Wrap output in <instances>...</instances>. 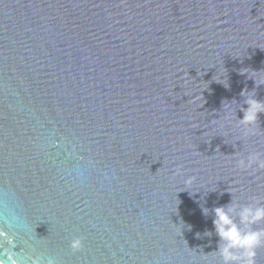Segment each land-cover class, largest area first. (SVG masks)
Listing matches in <instances>:
<instances>
[{
  "label": "water",
  "instance_id": "95a60500",
  "mask_svg": "<svg viewBox=\"0 0 264 264\" xmlns=\"http://www.w3.org/2000/svg\"><path fill=\"white\" fill-rule=\"evenodd\" d=\"M245 88L264 0H0V264H220L214 208L264 205Z\"/></svg>",
  "mask_w": 264,
  "mask_h": 264
},
{
  "label": "clouds",
  "instance_id": "9594fccd",
  "mask_svg": "<svg viewBox=\"0 0 264 264\" xmlns=\"http://www.w3.org/2000/svg\"><path fill=\"white\" fill-rule=\"evenodd\" d=\"M251 93L252 91L247 88L241 91L240 95L245 98L243 104L247 107L241 106L240 111L243 116L237 118L235 115V118L238 124L244 127L246 134L254 135L253 126L259 115L264 113V101L257 100ZM231 103H223L225 119L230 117ZM236 166L245 171L264 170V159L260 154L250 153L247 157L237 159ZM176 174H180L179 169ZM192 179L194 177L189 178L188 182L190 183ZM231 204L232 201L226 206L216 207L213 210L215 215L213 224L219 243L217 249L211 253L219 257L220 264H256V249L264 245V229L253 230L251 226L264 221V205L257 202V204L243 206L239 204L229 206ZM237 217L239 224L236 222ZM240 225L245 227L242 228ZM72 246L74 249L78 248L79 240L74 241Z\"/></svg>",
  "mask_w": 264,
  "mask_h": 264
}]
</instances>
